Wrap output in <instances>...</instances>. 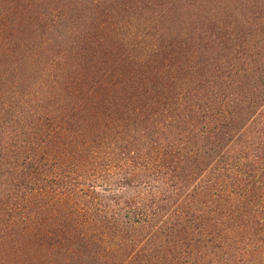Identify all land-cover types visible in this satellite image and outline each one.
<instances>
[{"label":"trees","instance_id":"1","mask_svg":"<svg viewBox=\"0 0 264 264\" xmlns=\"http://www.w3.org/2000/svg\"><path fill=\"white\" fill-rule=\"evenodd\" d=\"M0 264H264V0H0Z\"/></svg>","mask_w":264,"mask_h":264},{"label":"rangeland","instance_id":"2","mask_svg":"<svg viewBox=\"0 0 264 264\" xmlns=\"http://www.w3.org/2000/svg\"><path fill=\"white\" fill-rule=\"evenodd\" d=\"M131 27H133V24L128 25L125 29L129 30ZM102 188H104V187H101V186L98 187V189H102Z\"/></svg>","mask_w":264,"mask_h":264}]
</instances>
